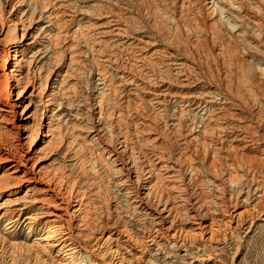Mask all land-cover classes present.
Segmentation results:
<instances>
[{
    "label": "bare ground",
    "instance_id": "bare-ground-1",
    "mask_svg": "<svg viewBox=\"0 0 264 264\" xmlns=\"http://www.w3.org/2000/svg\"><path fill=\"white\" fill-rule=\"evenodd\" d=\"M228 1L226 13L229 14V17L235 20H247L253 25V27L251 26L252 32L256 34L257 38H260L261 44L264 45V0ZM6 3L9 10L0 16V128L4 129L5 135L7 134L5 133V125L12 123L11 131H13L10 134L13 139H16L13 145H7L5 144L7 138H3L0 132V222H6V230L16 229L20 224H25V227L29 229L36 223L41 224L47 231V240L54 242L50 247H60L57 250L65 261L63 264H84L73 254L77 247H80V242L77 239L87 237L83 236L85 234L83 232L102 234L114 225L118 227L123 219L126 220L124 221L125 225L121 226V232L128 239V242L140 243L145 250L153 246L152 248L155 247L156 249L154 253H158L160 248L156 241L158 234L163 233L165 235L168 231L180 227L189 220H200L199 225L201 227L205 219H210L213 223L215 217L228 213L230 208L234 207L241 198H244L242 201L247 207H250L251 203H255L256 212L259 211L264 216V141L261 137L262 134L264 135V127L261 129L262 134L258 133L261 122H264V68H260L264 64V57L258 60L261 65L256 67L251 61L253 55H250L249 51L241 53L238 51L239 47L233 46L227 41L226 52L224 51L225 55H222L221 59L222 70L219 71L222 78H219L217 86H214L212 92L208 91L201 94L202 101L198 100L202 97H180L179 104L181 103L182 107L179 108L180 112L177 113L178 115L176 114L171 125L166 126L167 124L163 123L164 125L159 129V134L165 133L168 139L164 141L166 145L164 151L162 149L158 151L156 143L160 141V138L157 135H149L152 131H156L158 120L161 118L164 120L160 105L165 101L167 93H159L158 87L159 85L161 87L160 83H163L171 74L167 68H154L155 65L152 66L154 62L150 61V57L145 52L140 54L129 52L126 58L123 57L125 59L121 63V57L117 59L110 53H104L106 48L103 47L102 40L93 34L79 33L77 30L69 34L70 32L63 30L62 24L64 22L60 20L61 13L56 10H48L50 6L47 5L50 2L41 0L42 13L45 15L46 12L48 14L46 18L50 19L48 22L58 28V31L50 37L51 43L55 46L63 44L62 53L66 54L69 65L60 81L57 82L53 79V74L62 61L58 60L59 56H57L59 63L55 62L57 65L44 70L41 64L43 56L38 58L39 56L32 53L37 45L41 46L42 40L39 39L40 36L38 37V35H44L45 30L41 28L38 34L32 36L31 40L28 41V37L31 36L30 32L36 27V22L43 19L44 15L38 17L32 13L27 17L28 13L19 14L17 10L19 0H7ZM206 5L208 6V16L212 17L210 21H212V27L215 28L213 30L215 36L219 40H223L226 34L222 33V29L217 23L218 19L213 18L217 11V5L215 2L206 3ZM183 6L184 4L181 3L180 8ZM179 15L182 16V13ZM117 30L124 33L126 28L118 27ZM117 34H120L119 31ZM67 38L70 40L66 42ZM80 47L85 48L90 54L88 59L96 69L93 75L98 78L96 81H91L92 75H89V87L87 86L89 93L84 99L86 102L88 101L86 111L90 122L86 131H88L87 134L92 131L95 133V135H91L89 143L93 145L96 142L97 151H95L99 152L95 161L91 160L93 158L90 159L93 162L91 164L93 167L94 163L102 164L106 168L109 178L107 175V179L104 177V180L110 181L111 176L117 177V180L114 179L116 182L113 181L114 186L118 189L115 190L121 192V198L124 199L125 206L130 212L127 214L128 212L125 211V216L121 217L120 212L118 214L116 208L115 210L112 208L113 217L108 215L104 222H102L103 220L101 222L93 220L95 218L91 216L93 211L90 212L89 209L91 200L86 199L87 195H93L95 191L93 188L95 179L90 178L92 176L88 172L90 169L83 172L87 177L86 185L90 188V192L87 194L80 188L79 182L74 179L75 177L73 178L72 175L63 171H43L42 175L38 173L37 154H40L41 151L43 153L45 150L52 151L54 148L63 149L65 154L62 159L67 163L69 155L77 152L76 138L69 139L70 127H66L67 120H64L63 115H60L65 105L63 106L59 102L60 100L58 101L57 96L60 94L68 103L67 105L72 103L71 97L75 84L70 85L66 80L71 74L70 71L75 70L73 68L83 64L79 53ZM95 47L98 48L96 51L101 54L98 58L93 56ZM58 49L60 48L58 47ZM143 49L144 46L142 51ZM30 51L32 55L27 57ZM56 52L58 53V51ZM172 55L176 57L174 53ZM110 70L115 72L121 87L124 85L123 88L117 90V87L112 85L109 77ZM176 71L177 74L186 77L185 81L189 80V83H195L190 79L191 77H188L191 72L193 73L192 70L187 74L183 68ZM139 78L142 79L139 80ZM98 86H102V89L98 90ZM128 87H134V91L128 90L127 92ZM233 88L236 94L231 93L234 94L231 96L227 90ZM137 91L141 93L137 94ZM142 91L144 92L143 97ZM251 93H256L258 97L262 98V103H259L260 108L257 110L258 114L257 116L254 115L258 119L255 118L254 120L250 119L251 114H254L250 110L256 105L252 104L254 95ZM14 96L15 99L12 100ZM23 96L25 97L23 98ZM32 97L40 99L45 110L41 112L39 121H35L36 124L32 132L27 133L24 132L26 131V121L32 113L29 114L30 116L26 114L32 105ZM145 97H150V100L148 101ZM204 97L207 99L204 100ZM22 98L28 99L29 102L20 112L19 118H15L14 108L20 100H23ZM197 102L201 103L197 104ZM247 104L253 105L250 106L251 109ZM149 105L151 108H148ZM193 105H198L199 108L202 106L201 111L204 118L203 120L200 119L198 124L195 123L194 119H190L188 123L185 117L186 114L191 113L190 109ZM114 106H117L115 107L116 111H114ZM254 107L253 109H255ZM248 109L249 111H247ZM232 116H237L235 120L239 121L234 120L236 123L248 118L247 121L245 120L247 123L243 121L246 124L243 135L235 136L233 126L237 124L232 125L235 123ZM104 118L112 121L109 123L110 125H107L109 128L107 130H110L108 141L106 136V139H103L106 134L105 125L99 124ZM108 119L105 120L108 121ZM45 120L47 121L46 131L39 139L42 147L36 149L34 143ZM225 120H229V122ZM240 123L242 124V122ZM55 127L58 129L57 136L53 133ZM237 127L239 128V125ZM72 128H75V125ZM21 131L23 133H20ZM84 140L86 141V139ZM239 147L241 148L239 149ZM257 147H263L260 150L261 157L256 156L257 158H254V155H248V153L254 152ZM93 151H89L88 155L91 153L95 155L96 152ZM212 152L216 154V157L211 155ZM74 157L76 158V156ZM89 161L85 162L89 163ZM76 163L78 164L77 161ZM83 163L81 161L79 165ZM192 163H196L202 169L207 170V179L203 183L198 184V180L194 178L196 174L194 176L189 174ZM75 164H73L74 168L76 167ZM93 167L90 168L93 169ZM207 186L211 187L209 191H207ZM230 188L236 189H232L235 192V194L232 193L234 196L227 191ZM110 195L112 194L110 193ZM106 196H109V193ZM102 198L106 200V197L103 196ZM233 198H235L234 201ZM245 205L243 204V206ZM106 211L108 212V210ZM142 215L144 220L145 218L148 219L150 226H147V223L146 227H143L144 230L139 231L141 227L138 229L135 224L140 223V219L137 218H141ZM143 222L141 226L144 225ZM78 228L80 232L76 234V237L74 230L77 231ZM203 228L212 230L210 226L203 225ZM36 239L38 240V238ZM46 243L45 246L48 245ZM169 245H171L169 250L171 252H166L165 259H168L172 254L173 256L178 254L180 249L175 243L169 242ZM181 249L184 254L181 259L187 263L190 260L192 264H203L212 259L209 258L211 257L209 253H204V256L193 259L190 257L187 248ZM178 255L180 257V254ZM93 257L96 256L90 253L87 259ZM92 263L96 264V262Z\"/></svg>",
    "mask_w": 264,
    "mask_h": 264
},
{
    "label": "rangeland",
    "instance_id": "rangeland-1",
    "mask_svg": "<svg viewBox=\"0 0 264 264\" xmlns=\"http://www.w3.org/2000/svg\"><path fill=\"white\" fill-rule=\"evenodd\" d=\"M6 1L7 0H0V6H2V13L0 11V16L2 14H5L9 10ZM227 1L47 0V2H50V4H48L47 6H50L48 7V10H56L61 13L60 20L64 22L62 24V26H64L63 30H65L66 32H70L69 34H72L75 30H77L79 33L88 32L93 34L96 38L98 37L102 40L103 47L106 48V52L104 53H110V55L115 56V58L117 57V59L121 57V63L126 58L129 52H137L138 54L145 52L147 53V56L150 57L151 60H149L151 62H154L152 63V66L155 65L154 68L159 69L163 67L164 69L167 68V70L171 72L168 77L166 76L167 78L165 77L166 80L164 79L165 81H163V83H160L161 87L160 85L158 87L159 93H167V95H165V101L160 105V110H163L164 120L162 118L158 120L157 128L155 129L156 133L152 131L154 134L151 132V134L149 135H157L160 138V141L157 142L158 144L156 143V149L158 151H161V149L162 151H164V149L166 148L164 141H166L168 137L165 133L159 134V129L165 123L167 124L166 126L172 124V121H174L173 119H175L176 114L180 112L179 108H182L180 105L181 103L179 104L181 98H183L184 96L185 98H188L189 96H191L192 98L202 97L200 96L201 94L208 91L212 92L213 89L217 86L216 84H218L217 82L219 81V78H222V75L219 73V71L221 69V66L223 65L221 64V59L222 55H225L224 51L226 52V45L228 44V42H230V44L232 43L233 46L239 47L238 51H241V53L249 51L250 55H253V59L251 60L253 61V64L256 67L257 65H261L258 63V60L264 57V45L261 44L262 42H260V38H257L256 34L252 32L251 26L253 27V25H251L247 20L241 21L239 19L235 20L229 17V14L226 13V10L228 9L227 6L229 5V1ZM210 2H215L217 5V11L214 13L213 18L218 19L217 23L222 29V33L226 34L224 35L223 40H219L215 36V31H213L215 28L212 27V21H210V18L212 17L208 16V6L206 5V3ZM181 3L184 4L182 8H180ZM179 9H182V11H180ZM17 10L19 14L23 12H25L26 14L28 13L27 17H29L32 13L34 14V16L38 17L39 15H44L42 13L43 11L41 0H19V6ZM179 13H182V16H180ZM19 14L17 15L19 16ZM47 15L48 14L45 12L43 19H40L36 22V29H32V31L30 32L31 36L28 37V41L31 40L32 36L38 34V31L41 28L45 30L44 35H38V37L40 36L39 39L42 40L41 46L39 47L37 45L32 51V53L39 56L38 58H41L43 56L41 59V64L44 70L46 68V70H48L52 66L54 67L55 65H57V63H59L58 60H62L59 66L56 68L55 73L53 74V79L59 82L61 76L68 69L69 65L66 54L62 53L61 48L63 44L55 46L51 43L50 37L58 31V28L48 22V20L50 19L46 18ZM118 27L126 28V33H121L120 30H117ZM118 31L120 34H117ZM67 39L68 40H66V42L70 40L69 38ZM143 46L144 49L142 51ZM58 47L60 49H58ZM79 49L78 50L80 53L81 62L83 64L77 65L75 68H73L75 70L70 71L71 74H69L70 76L67 78L68 81L66 80V82L70 85L75 84L73 95L71 97L72 103H70V105H67L68 103L65 102L66 100L63 99L60 94H58L59 96H57V99L59 98L58 101L60 100L59 102L62 103L63 106L67 105L66 107H63L64 110L60 113V115H63V119L67 120L66 127H70L68 132L71 133L68 134L69 139L76 138L75 141L76 143H78L80 148L78 145L76 146L75 144L77 152L75 151L74 154L71 153L69 155V158H67L69 160L68 163L67 161H63L62 159L63 155L65 154V150L63 149L59 150L57 148H54L55 150H45L43 151V153H41V151L40 154H37V165L39 169L38 173L42 175L43 171H63L66 174L72 175L73 178L75 177L74 179L79 182L80 188H82V190L85 191V193L87 194L90 192V188H88V185H86L87 177L83 174V172L85 170L90 169V171H88L90 175L92 174L90 178H92V180L95 179L93 187L95 191L93 195H87L86 199L91 200L89 203V209L90 212L93 211L91 212V216L95 217H93V220L99 222L103 220L102 222H104L105 220H107L108 215L109 217L110 215L113 217L111 213L112 208L114 210L116 208V211H118L116 213L119 214L120 212L119 215H121V217L123 215L125 216L127 212V214H130V212L127 209V206H125L126 203L124 202V199L121 198V192L119 193V191H117V187L114 186V182H116L114 181V179L117 180V177L111 176L110 181L104 180V177L105 179L109 178V174L106 172V168L102 164L101 166L100 164L94 163V167L91 164L93 163L91 160L95 161V157L97 154H99V152H96V142H94V146L92 145V143V146L89 143L90 138L95 135V133L92 131L91 133H89V135L87 134L88 131H86V127L87 125L90 126V122L86 111L88 101L86 102V100L84 99H86V95L87 93H89L88 82L90 76L92 75L91 81H96V79L98 78L97 76L93 75L96 72V69L94 68V66H92L88 59L90 54L83 47H80ZM97 49L98 48L95 47L93 51V56L96 58L101 55L98 51H96ZM56 51H58V53ZM32 53L31 51L28 52L27 57L31 56ZM173 53L174 55H176V57L172 55ZM57 56H59V59ZM175 62L177 65L175 64ZM179 68H183V71L186 72V74L187 72L192 70L193 73L191 72L188 77H191L190 79L193 82L195 81V83H189V80H187L188 82L185 81L186 77L181 76V74H177L176 70ZM260 68H264V64L262 65V67L260 66ZM109 77L111 79V83H113L112 85H114V87H117V90L123 88L124 85H122L121 87L120 80L116 76L115 72L110 70ZM141 79L142 78H139V80ZM187 84L188 86H186ZM101 89L102 86H98V90ZM128 90L134 91V87H128L126 91L128 92ZM227 91H229L228 93L231 96L236 94L234 93V88ZM136 93L138 94L141 92L137 91ZM143 94L144 92L142 91V97ZM251 94L254 95L252 98L254 102L252 101V104H256L257 107L256 105L255 107L251 104L247 105L249 109H251L252 106L255 108L253 109L252 107V109L250 110V112H254V114L251 112L252 114L250 116V119L254 120L255 118L258 119V117H256L258 114L257 110L258 108H260L259 103H262V98H260V96L258 97V94L256 93ZM25 96H23V98ZM146 96L148 97L149 95ZM147 97H145V99L149 101L150 97ZM14 99L15 96L12 98V100ZM201 99H203V97L199 98L198 100L202 101ZM205 99L207 98L204 97V100ZM28 102V99L20 100V102L14 108L15 118H19L20 112L22 111L24 106L27 105ZM31 102L32 105L26 115H29L30 113L34 115L31 114L33 118L30 115V118H27L28 120L26 121L25 128L26 131H24L27 133L32 132V130L34 129V125L36 124V122L39 121L41 112H44L45 110L43 104L40 102V99H38L37 97H32ZM198 103L201 102H197V104ZM69 106L72 108L70 109ZM115 107L117 106H114V108ZM201 107L199 108L198 105H193L191 107V113L189 112L190 114L188 113L185 115L186 119L188 120V123L190 119H194L195 123L197 124L200 119L203 120L204 117L202 116L204 115H202L203 112L201 111ZM238 107L241 108V106ZM148 108H151L150 105L148 106ZM249 109L247 111H249ZM114 111H116V108ZM26 115L23 116L26 117ZM254 115L256 116L254 117ZM236 117L232 116L233 121L236 119ZM35 118L38 120H36ZM105 119L108 118H104L101 123L99 122V124L103 126L105 125L104 129H106V134L104 133L105 135L103 136V139H106L107 137L108 139L106 140L108 141L110 130H107V125H110L109 123H111L112 121L111 119H108V121H106ZM245 120L247 121L248 118L240 121L242 122V124L240 122V124L236 123L239 120H235L236 122L234 121L235 123H232V125L237 124L233 126L235 128L234 133L236 134V137L245 133L244 130L246 124H244V122L247 123ZM226 122H229V120H227ZM46 123L47 121L45 120L42 127L38 131V137L36 138V141L34 143L36 149L42 147V144L39 142V139L42 138V134H44V132L46 131ZM73 124L75 125V128H72L74 127ZM263 124L264 122H261V126L258 129L259 134H262L263 132L261 130L264 127ZM238 125L240 129L237 127ZM5 126V133L7 134L4 135L3 128H0V132L3 135V138H7L5 139V144L11 146L16 140L13 139L10 134L13 131H11L13 125L12 123H7V125ZM124 127L125 126L123 125V128ZM237 128L239 129V131ZM57 131V128L53 131L56 136ZM20 133H23V131H21ZM235 136L233 135V137ZM261 137L264 141L263 134L261 135ZM84 139H86V141ZM86 144L88 145V147H91H86ZM92 148L94 149V151ZM240 148L241 147H239V149ZM257 148L256 150H254V152L248 153V155H254V158H257L256 156L261 157L260 150H262L263 147ZM89 151H93L94 153H96L95 155L93 153L88 155ZM212 154L214 155V157H216V154H214L213 152L211 153V155ZM74 156H76V158ZM76 161L78 162V164L76 163ZM81 161L82 163L84 161V163L81 164L83 166L79 165ZM85 161H89V163ZM73 164H75L77 168H74ZM98 166L100 167L98 168ZM191 166L192 168L189 174L192 176L196 174L194 178L198 180V184L203 183L207 179V170L202 169L196 163H192ZM90 167H93V169ZM64 170H66L68 173ZM81 170L83 171L81 172ZM92 170H96V172ZM101 178H103L102 182ZM99 187L100 191L98 190ZM207 187V191H209L211 187ZM235 188L237 189V187ZM228 189L227 191L230 195L232 193L235 194V192L232 191L233 188H230V190ZM108 193L109 196H106L108 195ZM110 193L112 195L114 194V196L110 195ZM101 196L106 197V200ZM234 199L235 198H233V201ZM243 199L244 198H241L240 201L238 200L236 205L234 207H231L228 213L220 214L219 216L215 217V221L213 223L210 219H205L203 221V225L212 227V230L207 228L202 229L203 225L202 227L199 225L200 220H189L187 223H183L180 227L168 231L165 235L163 233L158 234L156 241L158 245H160V248L158 247L159 252L161 251L160 253H154L156 249L155 247L152 248L153 246L150 247V249L146 248L145 250L143 245L141 246L140 243L134 241L128 242V239L123 236L124 234H122L121 232V226L125 225L124 221L126 220L123 219L118 224V227L117 225H114L113 227H110L105 230L102 234L83 232L85 233L83 234V236L85 235L87 237L85 239H77V241L80 242V247H77L75 253L73 254L79 261L84 262V264H93L92 262H96V264H186L187 262L185 260L182 261L183 259H181V256L184 255L183 251H181V248H187L188 252L190 253V257L193 259H196L199 256H204V253H209L211 256L209 258L212 259L205 261L203 264H264V216H262L259 211L256 212V210L254 209L255 203H251L250 207H247V205H245V202L242 201ZM243 204L246 207L243 206ZM106 210H108V212ZM239 213H241L240 216H238ZM143 218V215L141 218H137L140 219V223L135 224L136 228L138 227L139 229V227H141L139 231H143V227L145 228L147 223V226H150L148 219L145 218L144 220ZM142 222L144 223V225L142 224L141 226ZM5 224V221L0 222V264H63V262H65L62 255L58 253L57 249H59L60 247H50V245L54 244V242L52 240H47V231L45 227H43V225H39L36 223L32 226L31 229H29L28 227H25V224H20V226L16 229L6 230ZM76 230L77 231L74 230V236H76V234L80 232L79 228ZM36 238H38V240ZM47 241L49 242L46 243ZM169 242L175 243V245L180 248V251L178 250V254H180V257L178 254H175V257L172 254L170 256L168 255V259L164 258V255L167 254L166 252H168L171 248ZM45 243L48 244L49 247L48 245H46V247ZM90 253H93V255L96 256V260L94 257L87 259V256ZM187 264H192V261L189 260Z\"/></svg>",
    "mask_w": 264,
    "mask_h": 264
}]
</instances>
